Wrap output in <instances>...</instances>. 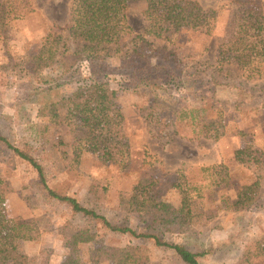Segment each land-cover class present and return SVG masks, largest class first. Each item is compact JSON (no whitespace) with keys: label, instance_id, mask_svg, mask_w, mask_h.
Masks as SVG:
<instances>
[{"label":"rangeland","instance_id":"rangeland-1","mask_svg":"<svg viewBox=\"0 0 264 264\" xmlns=\"http://www.w3.org/2000/svg\"><path fill=\"white\" fill-rule=\"evenodd\" d=\"M5 1L0 0V16ZM72 1L28 0L30 13L24 19H0V134L14 144L28 142L32 156L44 167L50 188L72 196L112 224L136 233H157L163 241L182 244L191 252L208 251L201 264H237L245 259L247 264H264V252L258 249L264 239V180L257 179L252 164L235 157V152L244 147L259 149L264 168V79L249 82L259 95L250 103L236 104L233 85L239 73L233 66L223 67V85L160 92L157 99L161 116L170 125L149 133L137 107L150 105L154 97L143 90L134 92L130 84L114 76L112 68L124 75L126 65L112 60L108 78L123 113L128 154L120 159L115 156L110 162L98 152L76 156L73 145L79 136L77 131L66 125H49L36 117V107L28 100L30 90L24 70V63L37 55L43 39L68 23ZM190 1L216 12L211 31L201 34L182 30L167 48L184 64H198L197 70H203L215 64L217 48L235 31L239 7L231 0ZM259 1L264 17V0ZM143 9L139 1L127 5L125 15L131 34L121 41L122 45L147 25ZM147 39L154 46L165 43L160 38ZM79 76L95 78L85 66L80 67ZM179 114L181 120L177 119ZM203 116L210 121L221 119L222 137L214 140L204 136ZM10 155L6 148H0V173L9 178L15 190L0 196V207L6 223L34 222L38 228L37 241H22L17 247L19 253L28 250V264H60L67 258L78 259L79 264H108L95 263L91 256L95 248L112 246H138L146 264H183L172 251L155 246L151 240L111 233L99 221L73 219L67 209L46 202L23 163L17 160L13 169L8 165ZM214 166H224L226 181L219 175L212 176L211 170L204 171ZM92 186L106 189L103 201L90 194ZM247 186H253V203L234 209L232 203L238 192ZM185 188L191 212L198 217L181 233L167 232L155 220L157 216L153 218L158 214L154 203L164 204L165 213L177 216ZM65 221L90 227L97 234L96 240L66 247L58 233Z\"/></svg>","mask_w":264,"mask_h":264},{"label":"trees","instance_id":"trees-1","mask_svg":"<svg viewBox=\"0 0 264 264\" xmlns=\"http://www.w3.org/2000/svg\"><path fill=\"white\" fill-rule=\"evenodd\" d=\"M144 4L142 16L147 22L143 31L133 36L127 44L123 39L131 34L125 15L130 2ZM239 7V17L230 39L219 45L213 66L197 70L180 61L172 45L177 33L182 30L209 34L216 12L203 9L190 0H73L69 9L68 23L42 41L37 55L24 63L30 90L29 102L36 107V117L49 125H66L79 136L73 145V153L98 152L110 162L128 154L129 142L124 134V117L108 78L110 62L118 59L126 65L124 75L115 73L122 82L131 85L134 92L145 91L154 99L148 106H138V111L147 131L160 132L170 125L162 119L161 105L157 96L167 90L189 91L192 86L203 87L213 84L223 85L225 66H233L238 71V79L233 88L237 102L250 103L259 98L257 90L249 82L264 79V17L259 0H231ZM30 13L28 0H6L0 16L1 20H22ZM147 37L164 40V45L154 46ZM128 45V46H127ZM85 66L89 75L84 79L79 69ZM224 73V74H222ZM178 120L182 119L179 114ZM194 120V117H193ZM205 121V137L214 140L222 137L221 119ZM207 124V125H206ZM10 152L8 165L15 168L20 161L34 176L35 186L40 189L46 202L67 209L72 218L99 221L111 233L128 234L133 239L151 240L159 248H166L183 264H201L200 259L208 251L191 252L184 245L168 243L157 233H136L128 227L110 223L95 210L83 207L75 198L48 186L44 167L31 154V146L26 141L11 143L0 134V148ZM127 156V155H126ZM235 157L252 164L260 181L264 180L262 152L253 147H244L235 152ZM212 171L220 180H227L224 166H214L204 171ZM216 178V177H214ZM179 187V185H177ZM187 187V186H186ZM253 186L243 187L232 203L234 209H243L253 203ZM187 188L181 193L180 214L172 216L164 212L165 205L154 203L157 219L165 231L181 233L191 224L190 197ZM15 190L8 177L0 173V196ZM106 189L92 186L90 194L97 201H103ZM0 207V264H28L26 254L19 253V242H34L39 239V231L34 222L8 224ZM169 226V227H167ZM66 247L94 242L97 234L90 227H77L73 221H65L58 228ZM264 252V239L258 244ZM95 263L146 264L147 259L138 246L98 247L91 256ZM246 260V259H245ZM245 260L237 264H247ZM147 262V261H146ZM60 264H79L78 259L67 258Z\"/></svg>","mask_w":264,"mask_h":264},{"label":"crops","instance_id":"crops-1","mask_svg":"<svg viewBox=\"0 0 264 264\" xmlns=\"http://www.w3.org/2000/svg\"><path fill=\"white\" fill-rule=\"evenodd\" d=\"M27 251H28V250L25 251V252H26L25 254L29 255Z\"/></svg>","mask_w":264,"mask_h":264}]
</instances>
